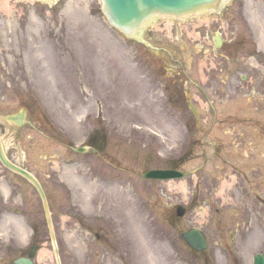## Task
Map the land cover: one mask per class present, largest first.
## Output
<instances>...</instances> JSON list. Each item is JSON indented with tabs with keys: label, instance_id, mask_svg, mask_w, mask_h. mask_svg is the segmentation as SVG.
Instances as JSON below:
<instances>
[{
	"label": "rangeland",
	"instance_id": "374dc122",
	"mask_svg": "<svg viewBox=\"0 0 264 264\" xmlns=\"http://www.w3.org/2000/svg\"><path fill=\"white\" fill-rule=\"evenodd\" d=\"M255 28L264 40V0H228L219 13L181 20L157 17L140 40L113 29L99 0L0 3V133L8 157L44 185L62 264H252L264 253V207L256 219L245 203L247 181L264 171L245 107L261 111L264 101L228 96L232 66L212 40ZM260 47L247 69L251 92H264ZM94 127L107 137L103 151H72ZM176 159L183 178L143 177ZM67 170L76 176L71 184ZM177 205L186 210L175 221ZM190 227L208 238L201 253L180 237ZM34 229V264H55L36 191L0 163V264H12Z\"/></svg>",
	"mask_w": 264,
	"mask_h": 264
},
{
	"label": "water",
	"instance_id": "95a60500",
	"mask_svg": "<svg viewBox=\"0 0 264 264\" xmlns=\"http://www.w3.org/2000/svg\"><path fill=\"white\" fill-rule=\"evenodd\" d=\"M221 2L222 0H101L102 10L108 21L131 37H134L140 28H142L154 15L180 17L189 13L216 9L220 6ZM77 150L83 151L84 148ZM0 161L9 169L22 174L30 180L38 190L45 212L56 264H61L46 197L38 180L30 172L11 162L6 157L1 140ZM145 176L167 179L181 177L182 173L176 170H150ZM182 213L183 209L178 207L177 214L181 215ZM181 236L196 250H201L206 247L204 235L199 229H190L183 232ZM31 255L32 252L30 253V256ZM15 263L30 264V261L26 258H19L15 260ZM254 264H264L263 254L258 253L254 256Z\"/></svg>",
	"mask_w": 264,
	"mask_h": 264
},
{
	"label": "flooded vegetation",
	"instance_id": "af4514ba",
	"mask_svg": "<svg viewBox=\"0 0 264 264\" xmlns=\"http://www.w3.org/2000/svg\"><path fill=\"white\" fill-rule=\"evenodd\" d=\"M235 34V32H234ZM247 36L244 35L241 32H238V34H235L231 41L227 43L226 45H223L219 48V55L223 57H227L228 59H232V67L236 70L235 65H242L247 66L250 65L247 63V57L245 55V52L247 50ZM239 53H244V57H238ZM242 73V72H240ZM231 80H236V76L232 75L230 76ZM240 79L245 82L247 81V75H242ZM252 82V80L250 81ZM249 83L242 84V85H234L233 87L230 85H227V88L232 93H238L237 87H246L248 88ZM249 91L248 95H251V90L247 89L245 94L247 95V92ZM255 96L257 97H264V92H260L259 90L252 91ZM252 102V100L250 101ZM256 109V110H255ZM259 107H249L247 110L246 118L248 121L247 127L250 128V133H254V137L252 138L253 142L255 140V143L257 145H264V110L258 111ZM252 166V165H251ZM261 179L258 182H254V180H250L248 182V188H249V196L248 200L252 207L261 208L264 207V172L261 174ZM259 183V184H256ZM259 187V189H257Z\"/></svg>",
	"mask_w": 264,
	"mask_h": 264
},
{
	"label": "bare ground",
	"instance_id": "6f19581e",
	"mask_svg": "<svg viewBox=\"0 0 264 264\" xmlns=\"http://www.w3.org/2000/svg\"><path fill=\"white\" fill-rule=\"evenodd\" d=\"M6 2H7V0H0V3L5 4ZM115 112H116L117 116L119 115V117H121L122 120H125V122H128L131 120L130 111L124 110L121 108H115ZM153 114L154 113H151V115H153ZM155 118H159V116H155ZM138 119H141V118H138ZM64 178L68 179L69 183L71 184V182L76 179V176L74 174H71L70 170H67V172H65ZM86 187L89 190L94 191L95 193L100 191V188H99L100 186L97 184L96 181H91V182L89 181V183L86 184ZM83 190H84V188H83ZM95 198H96V194H94V195L92 194L91 201H94ZM48 255L50 256V253H48Z\"/></svg>",
	"mask_w": 264,
	"mask_h": 264
}]
</instances>
